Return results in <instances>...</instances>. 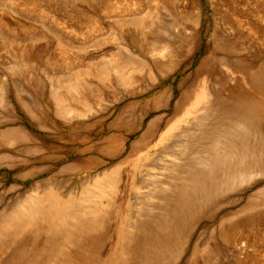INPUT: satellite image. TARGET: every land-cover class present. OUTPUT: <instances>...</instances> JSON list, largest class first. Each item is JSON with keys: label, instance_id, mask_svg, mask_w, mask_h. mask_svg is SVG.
<instances>
[{"label": "rangeland", "instance_id": "1", "mask_svg": "<svg viewBox=\"0 0 264 264\" xmlns=\"http://www.w3.org/2000/svg\"><path fill=\"white\" fill-rule=\"evenodd\" d=\"M241 97L246 175L183 216L150 196L205 106ZM24 206L41 227L4 231ZM83 212L98 225L57 251ZM52 263L264 264V0H0V264Z\"/></svg>", "mask_w": 264, "mask_h": 264}, {"label": "bare ground", "instance_id": "2", "mask_svg": "<svg viewBox=\"0 0 264 264\" xmlns=\"http://www.w3.org/2000/svg\"><path fill=\"white\" fill-rule=\"evenodd\" d=\"M119 58H121V62L125 64L131 63L133 60L131 56L126 54ZM80 72L82 71H79V73ZM74 82L76 81H70L68 84L66 88L68 93L75 90L76 84H74ZM236 101L237 103H231L230 105L221 101L216 103V101V104H213L212 106L210 104L205 106V111L203 112V115L197 119L196 125L189 128V130L191 129L190 131L187 130L190 132L191 137L196 135L197 139H195L196 137L190 138L188 144L185 145L187 148H183L185 155L176 157L178 161L185 159L183 163L174 164L176 161L168 159L169 163L167 166L172 163L174 164L173 166L180 165L176 170V181L168 182L167 184H164V187H161L157 183L155 189L152 191V195L150 194V196L154 197L153 192L168 195L165 198L172 196L169 198H171L174 205L172 206L173 212H180L183 216L184 212L182 211L184 209L189 210L192 205L199 203L202 201V199L207 198V196H210L211 194L214 195L215 192L218 191V188L224 183H226L231 189L236 180L234 179L235 177L239 176L240 178H243L246 175L244 172H242V170L239 169V167L240 165H246L247 161H250L255 145H260V138L257 137L259 134L256 135V137L254 135L255 131L257 132V127L255 126L254 121H252V112H254L253 107L246 103L247 98L245 97L238 98ZM213 115L214 118L218 115V119H220V117L222 119L224 118L225 120L227 119V124L225 126L222 125L225 121L216 124V128L218 129L216 134H212L210 131L213 127L209 128L206 125V119L208 118V120H211L207 116ZM249 115H251V119H248ZM204 135L210 136L211 139L209 138V140L202 141L203 143H201V139L204 137L208 138V136L206 137ZM249 137H252L254 141L250 140ZM243 159L244 163L242 164ZM16 211L13 214L7 215V217H10V219L14 220L8 219L9 223L4 226V231L25 234L31 230H34V228L39 229L41 227V223H38V221L34 220L37 214L40 213L39 209L35 207L30 209L28 206H24ZM85 215V212H83L81 216L74 215L75 218L73 215H70V219H68L62 225L61 223L54 222L53 227L57 229L56 234H58L57 240H55L57 251L60 250V247H65V244L67 247H71L76 243L80 244L79 241L82 242L84 240L83 236L86 233V229L96 226V224L98 225L99 221H97V217H94L91 221H88ZM158 218L161 219L160 216ZM163 222L164 221L160 222L159 224ZM170 224L178 225L174 222H170ZM63 228H65L66 233L64 232V237L60 235V238L59 232L63 231ZM142 232L143 234L148 235L147 230ZM163 232L166 233L168 231ZM53 256L54 258H59L55 255Z\"/></svg>", "mask_w": 264, "mask_h": 264}]
</instances>
